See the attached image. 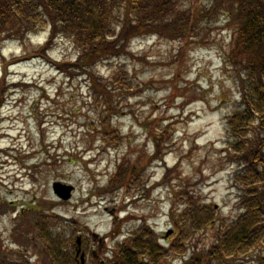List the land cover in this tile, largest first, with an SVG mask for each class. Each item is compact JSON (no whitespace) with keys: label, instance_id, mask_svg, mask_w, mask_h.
I'll list each match as a JSON object with an SVG mask.
<instances>
[{"label":"rangeland","instance_id":"obj_1","mask_svg":"<svg viewBox=\"0 0 264 264\" xmlns=\"http://www.w3.org/2000/svg\"><path fill=\"white\" fill-rule=\"evenodd\" d=\"M179 2L180 8L193 14L211 4V0ZM201 20L199 16L193 21L201 29L187 36V43L158 36L134 39L128 44L127 60L96 66L109 91L117 88L112 80L119 63L125 66L124 77L134 83L121 95L130 106H114L118 114L103 102L98 108L91 103L89 87L91 92L94 89L70 40L59 38L48 50H42L48 33L23 43L0 44V244L4 254L6 249L9 258L17 259L21 246L13 240L20 239L22 245L35 235L28 226L34 217L31 200L36 203L32 205L39 201L54 205V216L77 221L75 234L83 236L87 264L115 260L117 242H125L137 226L148 225L167 249L176 239L165 240V234L174 229L188 199L216 208L221 218L235 216L230 182L235 168L225 158L222 123L240 99L226 60L234 41L233 27L224 15ZM54 61L63 64L64 72L53 67ZM103 117L109 120L110 138L115 136L112 130L120 133L118 146L100 141L97 131H103ZM93 122L95 130L90 126ZM132 167L144 170L133 171L123 185L122 180L116 182L121 169L123 173ZM55 182L75 186L71 200L60 201L53 191ZM220 229L216 223L196 232L189 253L210 247ZM263 249L264 244L257 246L247 257H235L229 264H259L253 252ZM42 251L39 242L35 244L31 261L51 264ZM171 257L175 256L168 264L188 260L186 256L171 262Z\"/></svg>","mask_w":264,"mask_h":264},{"label":"trees","instance_id":"obj_2","mask_svg":"<svg viewBox=\"0 0 264 264\" xmlns=\"http://www.w3.org/2000/svg\"><path fill=\"white\" fill-rule=\"evenodd\" d=\"M178 5L179 0H0V44L23 42L47 28L49 38L42 50H48L58 38L70 40L79 50L78 61L86 67L85 74L94 89L91 92L89 87L91 103L98 108L103 102L117 114L118 105L130 106L121 95L128 93L134 83L124 77L125 66L119 63L112 80L117 88L109 91V85L95 70L98 64L113 66L114 60H127L128 44L138 38L158 36L187 43V36L194 32L197 35L201 29L193 23L199 16L204 22L224 15L233 27L234 41L226 60L240 99L231 105L222 123L225 158L235 168L230 176L235 216L221 218L216 216L215 208L188 199L176 221L179 235L171 246L164 249L153 232L143 228L127 246L117 247L115 260L102 264H167L171 255L189 253L196 232L216 223L221 229L215 242L201 252L194 250L185 264H229L231 259L247 257L264 244V0H211L209 6L195 14ZM53 67L64 72L60 61H54ZM108 123L103 117V131H97L98 137L103 144L110 141L111 146H118L122 141L120 133L112 130L115 136L110 138ZM90 126L93 130L97 127L94 122ZM155 143L158 148V141ZM144 169L132 167L123 173L121 169L116 182L122 180L123 185L133 171ZM31 204L34 217L28 226L42 246V254L51 264H77L73 244L77 221L54 216V205L48 206L45 201ZM1 247L0 244V264H31L23 253L11 259ZM259 252H253L255 261L264 264V249Z\"/></svg>","mask_w":264,"mask_h":264},{"label":"water","instance_id":"obj_3","mask_svg":"<svg viewBox=\"0 0 264 264\" xmlns=\"http://www.w3.org/2000/svg\"><path fill=\"white\" fill-rule=\"evenodd\" d=\"M73 188H74L73 186H69V185H66V184L59 183V182H56L53 185L54 192L59 197H61L62 199H65V200H68L71 197ZM77 243H78V246H79V248H77V255H78V254L81 253V237L77 238ZM81 261H82V264L85 263L84 253H82V255H81Z\"/></svg>","mask_w":264,"mask_h":264}]
</instances>
